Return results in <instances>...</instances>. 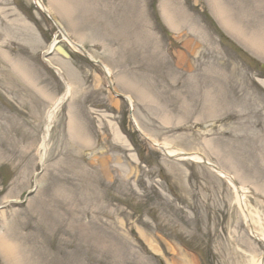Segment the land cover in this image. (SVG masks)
<instances>
[{
	"label": "rangeland",
	"instance_id": "rangeland-1",
	"mask_svg": "<svg viewBox=\"0 0 264 264\" xmlns=\"http://www.w3.org/2000/svg\"><path fill=\"white\" fill-rule=\"evenodd\" d=\"M3 1L12 25L0 15V234L22 262L258 264L264 245L233 186L151 141L201 153L232 175L264 231V52L251 46L254 34L264 40V0H43L108 66L147 138L103 69L34 0ZM238 5L250 42L218 14ZM49 62L71 94L41 164L46 112L66 89Z\"/></svg>",
	"mask_w": 264,
	"mask_h": 264
},
{
	"label": "bare ground",
	"instance_id": "bare-ground-1",
	"mask_svg": "<svg viewBox=\"0 0 264 264\" xmlns=\"http://www.w3.org/2000/svg\"><path fill=\"white\" fill-rule=\"evenodd\" d=\"M76 2L79 3V2H81V0H76ZM3 3L8 4V0L3 1ZM36 3L40 9H42L44 12H47L51 15L50 10H48V8L44 5L43 0H36ZM229 13H230V15H225L222 8L219 7V9H218V14L223 19L225 24H228L229 26L231 25L230 29L238 32L239 37L242 40L246 37V39L250 42V38H248V36H246V35H248V33L246 34V31H245L243 26H245L246 28H249L250 27L249 25L251 24V20H249L250 23H246L243 20L242 13H241V6L238 5L237 8L236 7H230ZM0 15L4 16V20L5 21L7 20L6 21L7 24L12 25L11 21L8 19L9 16H8L7 12L2 11V12H0ZM52 19H53V17H52ZM21 21H22L23 25L25 26V21H23L22 19H21ZM53 22L56 25L57 29H59V32H60L61 36L63 37V40L66 41L67 44H69L71 48L83 51L82 50L83 45L79 42L74 41L68 35V32L66 31L64 26L59 21H57L56 19H53ZM240 25H242L244 30L242 28H240ZM256 36L257 35H255V34L253 35L252 40H251L252 41L251 46H253L254 48L264 52V40L260 39V38L258 39V38H256ZM55 44H56V41H53L50 45V49L53 48L55 46ZM89 57L95 61H98L97 59L92 57L90 54H89ZM49 65L53 66L50 62H49ZM103 65H104L103 70L106 71V73H108L110 76V69L105 64H103ZM13 67H14L16 72L27 77L26 76V70L21 65L13 64ZM70 89H71L70 85L66 84L65 91L62 93V95H60L58 98H56L52 102L51 106L48 108V110L46 112L44 133H43L42 140H41L40 147H39V149H40L39 160H40L41 164L44 163L48 149H49L50 131L52 128L54 117H55L57 111L59 110V108L61 107V105L64 103V101H66V98L68 97V95L71 94ZM111 90L118 92L115 89L114 85L111 87ZM126 97L129 99V103L131 104V109H133V104H132L131 98L128 96H126ZM134 120H135V118H134ZM116 138L118 140L120 138V135H118ZM152 144L154 147H156V146L162 147L163 146L166 150V154H169V155L180 156V154H181V156H182V154L184 153L182 151L172 149V148H170V146H168L166 144L161 145V144H159L158 141H155ZM192 159L196 160V161H201L202 157H200L199 155L193 154ZM222 172H223V174H222ZM222 172H220L221 174L220 173L219 174L221 176L223 175L227 179L228 183L231 186H233V188L235 189V191H236L235 201H236L237 205L240 206L241 210L244 212L246 217L248 218L249 209H248L247 200H245L244 189L241 186H238L234 182H232V179L230 180V178L228 177L229 174H228V176L225 175V173H227V172H224V171H222ZM247 222L250 226V222L248 219H247ZM251 226H252V224H251ZM252 227H251V233L255 236V238L257 240H259L260 242H262L264 244V231L263 230L258 231L254 227L253 228ZM0 252H1L4 260L7 261V263L9 262L8 264H24L22 262L18 247L11 242V240L9 239V237L7 235L0 234ZM258 264H264V259H262V258L259 259Z\"/></svg>",
	"mask_w": 264,
	"mask_h": 264
},
{
	"label": "water",
	"instance_id": "water-1",
	"mask_svg": "<svg viewBox=\"0 0 264 264\" xmlns=\"http://www.w3.org/2000/svg\"><path fill=\"white\" fill-rule=\"evenodd\" d=\"M203 161H204L205 164L209 165L211 168L218 169L214 164L209 163L205 158H203Z\"/></svg>",
	"mask_w": 264,
	"mask_h": 264
}]
</instances>
